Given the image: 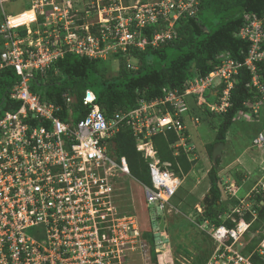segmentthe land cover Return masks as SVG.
I'll use <instances>...</instances> for the list:
<instances>
[{
	"label": "built area",
	"instance_id": "2783aa9c",
	"mask_svg": "<svg viewBox=\"0 0 264 264\" xmlns=\"http://www.w3.org/2000/svg\"><path fill=\"white\" fill-rule=\"evenodd\" d=\"M8 1L14 0H0V72L10 67L20 78L9 94L20 106L0 115V264H129L131 255L145 254L148 245L137 217L118 206L116 186L130 172L125 157L109 153L113 139L122 126L130 128L136 150L148 164L150 186H143L146 205L167 211L181 180L169 162H160L152 138L173 130L179 138L174 148L189 155L193 147L184 134L186 96L224 83L220 104L210 109L225 112L234 77L244 67L251 74V86L263 94L252 106L258 113L264 86L255 63L264 62V18L245 17L238 33L250 43L244 62L224 52L217 56L220 64L212 72L189 81L182 92L165 88L162 98L140 101L133 110H120L111 117L86 91L82 107L89 111L81 117V110L74 112L76 95L65 93L63 104H56L32 94L29 85L66 53L106 60L107 54L128 47H157L175 38L174 25L180 18L197 15L201 0H29V9L15 16L3 11ZM157 23L166 24V29L147 41L142 30ZM64 109L67 118L61 120L57 114ZM246 118L244 112L236 115ZM193 120L198 123V118ZM253 143L264 144L263 134ZM258 187L264 192V177ZM232 212L239 214L240 209ZM204 224L202 231L219 252L207 264L212 259L214 264H253L250 256L234 248L243 234L241 228L248 224L239 222L231 230ZM37 227L42 228V236L28 233ZM256 253L264 256V239Z\"/></svg>",
	"mask_w": 264,
	"mask_h": 264
},
{
	"label": "trees",
	"instance_id": "16d2710c",
	"mask_svg": "<svg viewBox=\"0 0 264 264\" xmlns=\"http://www.w3.org/2000/svg\"><path fill=\"white\" fill-rule=\"evenodd\" d=\"M208 14L218 22L211 29H207L200 15ZM247 15H256L264 18V0H201L199 11L194 17H182L174 25L175 38L161 43L157 47L146 45L144 50L128 47L125 52L118 51L112 56L118 60L117 74L109 76L108 62L103 59H90L85 56L66 53L62 59L57 60L46 76H38L34 84L43 86V94L40 99H45L56 104H63V95L70 93L76 95L74 112L81 110L83 117L89 110L82 107V100L86 91L93 89L96 92L95 104L107 116L111 117L117 111H128L138 107L140 101L151 102L163 97V89L178 90L182 92L184 85L193 79L207 76L218 66L217 56L228 52L231 58L237 62H244L250 43L238 36L240 29L245 25ZM1 19V13H0ZM78 24L83 20H78ZM150 25L142 30V34L147 41H150L156 32H163L166 24ZM2 40L0 38V51L2 50ZM133 64H132V63ZM258 69L260 83L264 86V62L255 63ZM57 71V75L53 73ZM19 77L13 68H6L0 72V115L6 110H17L20 106L18 102H12L9 94L13 86L18 83ZM226 89V84L218 88H212L205 94H214L217 98L215 104H220L222 91ZM40 90V89H39ZM229 106L225 112H213L206 105L197 102L199 108L204 109L209 117L216 116L219 122L210 124L215 131L214 141L207 145L208 155L212 163L208 171L210 182L209 191L213 195L214 203L203 210L198 216V223L208 222L214 227L225 226L228 229H235L239 221L249 223L250 232H258L250 243L242 250V254L253 253L258 243L264 238V192L259 187L250 192L249 198L254 201L252 212H243L241 216L232 214V218L221 216L231 214L229 204L222 201L223 191L219 187L220 178L218 168L220 158L212 162V151L217 143L226 144L230 128L236 120L239 112H244L249 120H255L259 115L253 113L252 106L262 100L263 94L255 87L251 86V74L244 67L239 69L234 77V85L229 91ZM204 94V93H203ZM196 96H200L196 95ZM64 106V105H63ZM61 120L66 117L65 109L57 114ZM67 118V117H66ZM240 120V119H238ZM245 121V120H241ZM248 121V120H247ZM262 133H258L253 141ZM187 136V132L185 131ZM154 148L160 162H169L170 169L179 178L185 177L195 165V160H190L189 155L180 150L177 156L174 155L172 146L178 142V136L172 131H166L152 138ZM109 153L115 157H125L129 167V172L142 186H150V176L148 164L142 155L136 150L137 140L132 131L127 126H122L120 132L113 139ZM187 143L190 144L189 139ZM138 192V191H137ZM138 208L129 214L136 215L139 220L142 239L151 245L152 264H158L155 254V233L156 219L163 217L165 212L154 213L146 205L144 190L141 206L140 192L137 195ZM231 200L234 197L229 195ZM263 204H262V203ZM239 204L237 201L235 205ZM125 213V212H123ZM254 213L256 214L255 219ZM183 214V212H181ZM155 217V218H154ZM189 222L172 223L169 231L173 234L181 228L186 229ZM202 238L193 241L199 244L198 251L202 250V255L194 258L192 264H207L213 255L216 244L208 234L199 231ZM209 241V242H208ZM208 242L209 246H201ZM187 253L186 251H183ZM253 264H264V256L253 254L251 256Z\"/></svg>",
	"mask_w": 264,
	"mask_h": 264
},
{
	"label": "rangeland",
	"instance_id": "374dc122",
	"mask_svg": "<svg viewBox=\"0 0 264 264\" xmlns=\"http://www.w3.org/2000/svg\"><path fill=\"white\" fill-rule=\"evenodd\" d=\"M29 7V0H14L6 2L3 5V11L8 16H15L28 10ZM199 17L204 22L207 29H211V26H214L218 22L215 18H212L206 13L200 15ZM110 54L111 53L107 54L104 59L109 61L107 75L114 76L117 74L118 60L114 59V57ZM216 84L217 82L214 85ZM29 86L32 94H43V86L41 87L40 85L38 86L34 83H31ZM88 90H90L95 96L97 95L93 89L89 88ZM216 101L217 98L215 95L209 93L200 94V96H186L185 98L187 108V113L184 114V118H186V130L188 133V139L194 147L193 154L190 157L192 160H195L196 163L188 175L180 178V188L170 201L171 207L165 211L162 218H159L158 220L156 219L154 229L157 235V240L155 241L154 252L156 254L158 264H192L196 256L200 254L202 255V250H200V252L198 251L200 242L198 244L193 240L202 238L203 235L200 234L199 231L205 233L202 231L205 227L204 222L198 223L197 220L198 216L202 214L204 210L203 200L210 188L208 171H210L212 163L208 155L207 145L211 144L215 137V131L214 129H211L210 124L218 123L219 118L216 116L209 117L204 109L199 108L197 102L206 105L208 109H210L211 106L215 105ZM258 110L259 115L255 120H249V118H246L245 121L238 119L234 121L227 136V143L224 145L221 155L216 158H220L218 177L220 178L219 187L223 191L222 201L229 204V209L231 211H233L236 207L232 209V206H230L233 204V201L230 202L231 198L229 195L231 194L236 196L237 192H234V190L236 191L235 187H232V189L225 186L228 185L227 183L231 184L230 182L232 181H238L236 175H241V171H245L242 164H236L235 160L241 158L242 163H246L249 161L246 154L248 152H252L255 156L250 155V158L254 161L255 166L257 167L258 165H261L258 170L256 169V171L264 177V144L254 145V143L251 142L259 132L264 136V103L258 106ZM195 118H198V123L194 122L193 119ZM243 150L245 156L242 154ZM248 166L251 168L249 162ZM256 171L253 170L252 174L249 175L251 177L247 181H244L241 185V192L239 193V196L243 199H240V202L237 205L240 209V216L242 212H252L254 201L250 200V193L245 198L246 200L244 197L249 191H254L256 186H258V175H254L255 173L257 174ZM244 173L245 172H243V174ZM226 178H230L229 182H225ZM120 179L121 181H118L116 186L118 192V206L122 212H134L133 210L139 206L137 203V195L139 192L141 195L139 204L141 206L144 204L142 198L143 186L131 174L129 176L123 175ZM241 181L242 180H239L238 182ZM252 187H254V189H251ZM150 209L152 210V213H154V208L150 207ZM200 210L201 213L199 212ZM157 212V215L154 213L155 217L161 214L158 210ZM181 212H183V214H181ZM226 216L227 214L221 217L225 218ZM186 221L190 223V225H187L188 227L186 229L182 230L180 228L179 232L174 231L173 234L169 231V226L172 223ZM241 229L244 230L243 234L234 247L235 250L240 253H242V250H244L250 243L251 239L255 237L249 233L250 228ZM28 233L37 237L42 236L43 230L42 228L37 227L29 230ZM208 242H202L201 246H209L210 244ZM147 245L148 250L146 253L144 254V252H141L131 255L129 258V264H152V255L150 254L151 245L149 243H147ZM183 251H186L187 253H184ZM218 253V246L215 244L213 254ZM248 256L249 255L247 254L245 257ZM209 263L214 264L213 259Z\"/></svg>",
	"mask_w": 264,
	"mask_h": 264
},
{
	"label": "crops",
	"instance_id": "0c3cea01",
	"mask_svg": "<svg viewBox=\"0 0 264 264\" xmlns=\"http://www.w3.org/2000/svg\"><path fill=\"white\" fill-rule=\"evenodd\" d=\"M251 153V154H250ZM242 154H244V150H243V152H242ZM250 155H252V156H255L254 154H252V152H248L247 154H246V157L248 158V160L249 161H247L246 163H242V159L241 158H238V159H236L235 160V162H236V164H242V166L245 168L244 170L245 171H241L242 173H241V175H239V174H237L236 176H237V179H238V181L239 180H242L241 182H238L237 180H235V181H232V182H230L231 184H229V183H227L228 185L227 186H225V187H229V188H232V187H235L236 188V191L234 190V192H237V194H236V196H234L233 198H232V200H230V202H232L233 201V204L232 205H230V206H232V209H234V207H238L237 205H235L236 204V202L238 201V202H240L239 200L240 199H243L242 197L240 198V196H239V193L241 192V185H242V183L244 182V181H247L251 176H249L250 174H252V171L253 170H255L256 171V169L258 170L259 169V167L261 166V165H258L257 167L255 166V163H254V161L252 160V158H250ZM244 156H245V154H244ZM259 158V157H258ZM256 160V159H255ZM248 162L250 163V165H251V168L248 166ZM243 172H245L244 174H243ZM257 172V171H256ZM255 176L256 175H258L257 177L259 178V181H261V175L257 172V174L255 173L254 174ZM229 180H230V178H226V181L225 182H229ZM258 181V182H259ZM233 184V185H232ZM234 184H235V186H234ZM233 189V188H232ZM251 189H254V187H252ZM209 192V191H208ZM207 192V193H208ZM250 193V191L246 194V196L244 197V199L248 196V194ZM246 200V199H245ZM262 203V202H261ZM251 235H254V236H256V235H258V232H249ZM249 234V235H250Z\"/></svg>",
	"mask_w": 264,
	"mask_h": 264
},
{
	"label": "water",
	"instance_id": "95a60500",
	"mask_svg": "<svg viewBox=\"0 0 264 264\" xmlns=\"http://www.w3.org/2000/svg\"><path fill=\"white\" fill-rule=\"evenodd\" d=\"M87 98H90V95H87ZM223 149H224V144L222 143H217L214 145L212 151V162H215L216 158L221 155ZM213 203H214L213 195L210 192H208L203 200L204 208L206 209L210 207Z\"/></svg>",
	"mask_w": 264,
	"mask_h": 264
},
{
	"label": "clouds",
	"instance_id": "9594fccd",
	"mask_svg": "<svg viewBox=\"0 0 264 264\" xmlns=\"http://www.w3.org/2000/svg\"><path fill=\"white\" fill-rule=\"evenodd\" d=\"M70 54H71V53H70ZM51 69H52V68H51ZM51 69H50V70H51ZM50 70H49V71H50ZM49 71H48V72H49ZM48 72H47V73H48ZM55 72H56V74H54ZM55 72L53 73V75H57V71H55ZM46 75H47V74H46ZM46 75H45V76H46ZM89 92H91V91H89ZM91 93H92V92H91ZM92 94H93V93H92ZM93 95H94V94H93ZM94 96H95V95H94ZM183 118H184V116H183ZM185 119H186V118H184V122H185V125H186V121H185ZM185 131L187 132V130H185ZM184 134H185V132H184ZM187 134H188V133H187ZM185 137H186L187 140H188V135H187V136L185 135ZM187 140H186V143H187ZM178 142H179V138H178ZM178 142H176V143L172 146V148L174 149V153L176 154V152H177V155L179 154L180 150L183 151V148H178L177 151H176V149L174 148V146H175ZM187 144H188V143H187ZM188 145H189L190 147H193V146L191 145V143L188 144ZM193 150H194V147H193ZM193 150H192V152L189 154V157L192 156V154H193ZM177 155H176V156H177ZM187 155H188V154H187ZM190 160H192L191 157H190ZM261 180H262V179H261ZM259 182H260V181H259ZM259 182H258V183H259ZM256 187H258V186H256ZM256 189H257V188H256ZM209 192H210V191H209ZM225 192H226V191H225ZM226 193H227V192H226ZM206 195H207V194H206ZM206 195H205V196H206ZM262 204H263V203H262ZM203 205H204V204H203ZM204 209H205V208H204ZM233 213H234V212L231 211V214L228 215V216H226L225 218H226V219H227L228 217H231V218H232V214H233ZM254 214H255V213H254ZM135 216H136V215H135ZM253 216H254V219H255L256 216H255V215H253ZM136 217H137V216H136ZM137 219H138V218H137ZM232 219H233V218H232ZM138 222H139V220H138ZM239 222H242V221H239ZM239 222H238V223H239ZM242 223H244V224H248V225H249L248 228H250V225H251L250 222H249V223L242 222ZM139 226H140V225H139ZM223 227H225V226H223ZM225 228H226V227H225ZM229 230H230V229H229ZM263 235H264V231H263ZM263 239H264V238H263ZM259 243H260V242H259ZM259 243H258V244H259ZM257 247H258V245L256 246V248H255V250L253 251V253H250V254H249V256H250V260H251V256H252L254 253H255V254H258V253H256V249H257ZM241 254H242V253H241ZM242 255H243V254H242ZM258 255H259V254H258ZM244 256H246V254H244ZM259 256H260V255H259ZM251 262H252V261H251ZM252 263H253V262H252Z\"/></svg>",
	"mask_w": 264,
	"mask_h": 264
}]
</instances>
